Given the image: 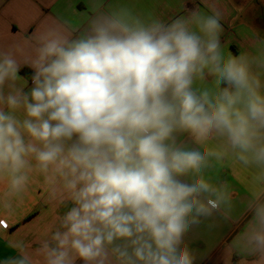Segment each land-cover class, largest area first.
<instances>
[{"label": "clouds", "instance_id": "clouds-1", "mask_svg": "<svg viewBox=\"0 0 264 264\" xmlns=\"http://www.w3.org/2000/svg\"><path fill=\"white\" fill-rule=\"evenodd\" d=\"M157 2L26 0L0 29V232L37 185L48 206L0 264H197L187 234L234 212L217 165L249 193L224 264H264V33L241 28L233 53L225 0Z\"/></svg>", "mask_w": 264, "mask_h": 264}, {"label": "crops", "instance_id": "crops-1", "mask_svg": "<svg viewBox=\"0 0 264 264\" xmlns=\"http://www.w3.org/2000/svg\"><path fill=\"white\" fill-rule=\"evenodd\" d=\"M31 3L47 15L52 11H63L65 7L75 5L77 13L88 11L87 0H30ZM149 4L151 0H144ZM200 4V0H185L187 8ZM227 4L226 19L222 21L224 32L222 41L230 44V50L233 53L238 52L233 40L239 42L240 36L237 34L241 28H251L264 33V0H225ZM26 0H0V29L5 34L10 25L11 32L18 33L23 25L15 22V17L20 14L25 6ZM172 4V7H169ZM159 11L170 13L174 10V0H158L154 5ZM203 7V5H201ZM35 29V24L28 28L30 33ZM21 75H30V70L23 68ZM208 175L213 182L227 184L232 190V201L234 212L231 215L221 209L209 218H202L201 223L193 226L186 236L190 247L197 253V264H224L223 249L232 241L237 232L241 231L242 225L247 217L243 214L244 203L247 201L249 193L246 184L240 181V178L234 174L233 170L227 165H217L210 169ZM39 185L33 188L25 201L18 209L19 214L13 218L9 226L3 232H0V258L14 255V252L8 247V241L19 233H32L42 226L46 220L48 206L46 201L41 198L42 190H37ZM64 209L60 211L63 212ZM33 236L28 235L27 239L32 240ZM36 245L34 244L33 247ZM200 257H203L202 262ZM255 256H242L234 253L231 258V264H253Z\"/></svg>", "mask_w": 264, "mask_h": 264}]
</instances>
